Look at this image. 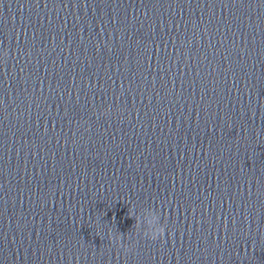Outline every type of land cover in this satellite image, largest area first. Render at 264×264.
I'll return each mask as SVG.
<instances>
[{
    "label": "water",
    "instance_id": "95a60500",
    "mask_svg": "<svg viewBox=\"0 0 264 264\" xmlns=\"http://www.w3.org/2000/svg\"><path fill=\"white\" fill-rule=\"evenodd\" d=\"M0 264H264V0H0Z\"/></svg>",
    "mask_w": 264,
    "mask_h": 264
},
{
    "label": "clouds",
    "instance_id": "9594fccd",
    "mask_svg": "<svg viewBox=\"0 0 264 264\" xmlns=\"http://www.w3.org/2000/svg\"><path fill=\"white\" fill-rule=\"evenodd\" d=\"M4 55L7 56V52H5ZM128 215L130 217H134L135 219L134 227L136 229L137 234H141L143 237L150 239L152 241L163 239L164 234H165L164 224L160 223L159 225H155L153 224V221H149L148 224L145 225L141 217V212L137 213L131 207L129 208ZM155 219L156 217H153V220ZM159 219H160V214H159ZM110 238H112L111 233H110ZM114 239H115V242L119 244L124 239V236L121 234H118V237H114Z\"/></svg>",
    "mask_w": 264,
    "mask_h": 264
}]
</instances>
